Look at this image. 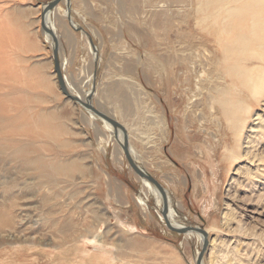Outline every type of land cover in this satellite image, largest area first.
I'll use <instances>...</instances> for the list:
<instances>
[{
	"label": "rangeland",
	"instance_id": "rangeland-1",
	"mask_svg": "<svg viewBox=\"0 0 264 264\" xmlns=\"http://www.w3.org/2000/svg\"><path fill=\"white\" fill-rule=\"evenodd\" d=\"M50 1L0 0V212L11 217L0 228V264H196L200 237L166 227L160 199L143 191L104 122L59 90L53 42L40 26ZM140 2L148 0L62 1L56 12L74 39L69 46L58 35L62 72L84 90L93 69L95 92L83 100L110 114L117 107L107 86L124 89L133 153L164 189L170 220L209 230L202 264H264V164L256 173L239 160L225 177L220 156L231 137L209 122L200 126L194 113L186 124L174 77L152 59L158 52L143 23L154 13L164 20V1ZM257 129L245 152L264 162V124ZM91 238L112 245L99 248L113 261L88 254H101L87 245Z\"/></svg>",
	"mask_w": 264,
	"mask_h": 264
},
{
	"label": "bare ground",
	"instance_id": "bare-ground-1",
	"mask_svg": "<svg viewBox=\"0 0 264 264\" xmlns=\"http://www.w3.org/2000/svg\"><path fill=\"white\" fill-rule=\"evenodd\" d=\"M62 1L64 2L65 0H61L51 11L54 22L50 29L53 31L57 43V27L59 24L61 26L63 21L59 19L56 10H58ZM150 1L140 2L141 7L150 6ZM162 1H164L161 6L164 8V20L158 19L159 14L154 13L150 21H144L143 23L151 29V43L155 51L158 52L156 57L152 59L156 64L161 63V68H168L167 72L170 78L174 77L173 85L177 88V94L181 101L185 103L184 108H186V111L184 109L183 119L185 117L186 124H190L189 115L191 116L194 113L197 118V124L200 126L205 124V122H209L217 131L221 130L230 135L231 142L223 148L220 156V162L225 166V177L229 175L232 165L239 160L245 161L250 166L253 165L257 173L258 166L264 164L263 160L257 159L255 155L245 151L250 147L251 135H257V128H261V125L264 124V107L259 110L261 113L256 112L262 101H264V0ZM175 5L178 6V9L172 10L171 7ZM136 9L134 7L131 8V13H138L139 10L137 11ZM49 15L50 12L45 16V24ZM161 16H163L162 13ZM67 32L69 33V31ZM45 38L49 40L48 36H45ZM94 48L98 51L97 46ZM60 60V70L67 91L87 103L83 98L85 95L89 97L92 93L91 88L88 87L89 89L86 93L79 90V85L76 86L74 81L63 74ZM88 81L90 83L91 79ZM169 82L171 83V79ZM90 105L102 113L91 103ZM113 120L124 129L130 157L140 167L136 159L138 156L136 157L133 153L130 136L126 129L128 127L122 125V122ZM253 120L257 121L255 125ZM160 121L164 129L167 128L166 118L163 114H161ZM104 124L109 129L110 137L112 138L114 134L110 129L111 125L106 122ZM213 136L212 139L217 137L215 134ZM113 141L119 146L123 143V134L119 129L117 130L116 138L115 136L113 137ZM19 151L21 149L16 148L14 152L20 153ZM122 152L119 150V160L124 154ZM241 152H245L244 155ZM26 159L28 163L41 170L48 166L42 165L44 164L43 160L39 157H26ZM255 163L257 164L255 165ZM59 165L61 166L62 164ZM140 168L143 169L142 167ZM239 168L241 169V167ZM130 171L133 173L132 169ZM145 172L147 173V171ZM135 177L140 179L137 175ZM142 184L143 191L146 194L148 191L154 193L158 202L160 199L161 206L162 201L159 192L154 187L155 190H153L152 185L145 180L142 181ZM206 186L213 188L212 182L209 180L206 181ZM166 198L167 218L170 220L172 210L170 209L167 195ZM8 218L11 217L6 210L5 212H0V228L6 227ZM170 221L173 226H178L174 220ZM178 227L184 226L179 225ZM202 230L205 232L208 241L209 230ZM193 234L186 233L185 235L189 237ZM197 235L200 237V250L197 252L196 257H198L203 247V238L201 235ZM86 243L95 251L101 252L99 255L88 253L91 257L100 258L101 261L105 262L113 261V257L104 252L106 250L100 251L99 248L112 247V245H105L95 238L87 239ZM117 251L119 252L118 249ZM119 255H122V253H118Z\"/></svg>",
	"mask_w": 264,
	"mask_h": 264
},
{
	"label": "water",
	"instance_id": "water-1",
	"mask_svg": "<svg viewBox=\"0 0 264 264\" xmlns=\"http://www.w3.org/2000/svg\"><path fill=\"white\" fill-rule=\"evenodd\" d=\"M61 0H52L48 3H46L45 5H43L42 9H41V15H40V26H41V30L48 35L52 42H53V46H52V54H53V69H54V74L56 76V81L58 84V87L60 89V91L63 93V95L68 98L69 100H71L72 102L78 104L79 106H81L82 108H84L85 110L95 114L97 117H99L100 119H102L104 122L108 123L111 125L112 129H113V134L116 138L117 136V130L119 129L122 134H123V143L120 145L122 148V151L125 155V158L129 164V166L131 167V169L133 170V172L142 180L147 181L148 183H150L160 194L161 197V211L160 214L165 222L166 227L176 233L179 234H186V233H196L202 236L203 238V247L201 249V251L198 254L197 257V261L196 264H201L202 263V257L206 251V248L208 246V241H207V236L205 234V232L198 227H192V226H187V227H178V226H173L170 221L167 218V198H166V194L162 188V186L148 173H146L143 169H141L137 164H135V162L133 161V159L130 157L129 151H128V143H127V139H126V134L124 129L122 128V126L117 123L116 121H114L111 118H108L106 115L98 112L97 110H95L90 103H85L83 101H81L80 99H78L76 96H73L72 94H70L65 86L63 77H62V73L60 70V65H59V61H58V43L56 40V37L54 36L53 31L48 28L44 22L45 16L48 12H50Z\"/></svg>",
	"mask_w": 264,
	"mask_h": 264
},
{
	"label": "crops",
	"instance_id": "crops-1",
	"mask_svg": "<svg viewBox=\"0 0 264 264\" xmlns=\"http://www.w3.org/2000/svg\"><path fill=\"white\" fill-rule=\"evenodd\" d=\"M52 19H53V17H52ZM59 19H60V17H59ZM61 20V19H60ZM66 28V29H65ZM69 31L68 30V28L65 26V24H64V22H62L61 23V26H60V24H59V26L57 27V31H58V35H59V38H60V36L62 37V38H64V39H66V42L69 44V46H71V43H73V45H74V39L72 38V36L70 35V32L68 33L67 31ZM67 34H69V35H67ZM69 36V37H68ZM71 36V37H70ZM69 38V39H68ZM72 40H71V39ZM123 43H125L126 45H127V41H125L124 39H123ZM60 44V43H59ZM95 49V48H94ZM58 58L59 59H61V57H60V45L58 46ZM60 63H61V60H60ZM61 66H62V64H61ZM129 66H131V65H126L124 68H126V70H129L130 71V69L132 70V66L131 67H129ZM93 69H91V71H90V73L88 74V77H87V81L88 80H90L91 79V82L89 83V81L87 82V85L84 87V90L82 89V91H84V93H86V92H88L87 90L89 89L88 87H90L91 88V86H92V82H93V80H94V74H93V71H92ZM93 75V76H92ZM91 76V77H90ZM68 77V76H67ZM69 78V77H68ZM72 80V79H71ZM74 82H75V84H76V86H78L79 85V83L77 82L78 80L76 79V77L74 78V80H73ZM80 86H78V89L79 90H81L80 88H79ZM138 90H142L141 89V86H139L138 87ZM91 91H92V94H94V92L95 91H93L92 90V88H91ZM106 98L108 99V100H111V101H113L114 103H116L115 105H116V107H117V109H116V111H114L117 115H115L114 113L113 114H110L108 111H107V109H105L103 106H98L97 104L96 105H94V107L96 108V109H98L99 111H101L102 113H104L105 115H107L108 117H110V118H112V119H115V120H117L118 122H122L121 124L122 125H124L125 127H128V128H126L127 130H128V133H129V136H130V142H131V144L133 143V139H132V136L134 135L133 133V129L134 128H132V125H131V123H130V121L128 120V118H127V115L125 114V110H127L128 109V103H127V101H126V96H125V91H124V89L120 86V84H110L109 86H107V89H106ZM114 98V99H113ZM154 99L156 100V97L154 96ZM93 105V104H92ZM100 107V108H99ZM118 108H119V110H118ZM118 117V119H116ZM153 122V124H154V120L152 121ZM137 128V127H136ZM135 128V129H136ZM140 135H142V132H138ZM140 137V136H139ZM133 145V144H132ZM132 148H133V146H132ZM133 150H134V148H133Z\"/></svg>",
	"mask_w": 264,
	"mask_h": 264
}]
</instances>
